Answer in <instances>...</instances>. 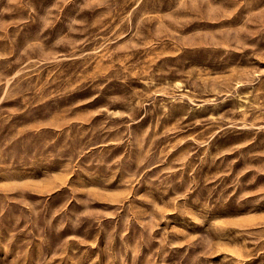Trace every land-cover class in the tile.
I'll return each instance as SVG.
<instances>
[{
	"label": "rangeland",
	"instance_id": "1",
	"mask_svg": "<svg viewBox=\"0 0 264 264\" xmlns=\"http://www.w3.org/2000/svg\"><path fill=\"white\" fill-rule=\"evenodd\" d=\"M0 264H264V0H0Z\"/></svg>",
	"mask_w": 264,
	"mask_h": 264
}]
</instances>
